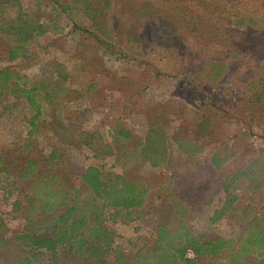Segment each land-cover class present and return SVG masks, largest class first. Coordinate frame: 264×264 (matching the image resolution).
I'll use <instances>...</instances> for the list:
<instances>
[{"label":"rangeland","instance_id":"1","mask_svg":"<svg viewBox=\"0 0 264 264\" xmlns=\"http://www.w3.org/2000/svg\"><path fill=\"white\" fill-rule=\"evenodd\" d=\"M61 1L68 2L66 11L53 0H20L23 14L18 17L16 2L0 0V71L11 73L9 87L0 85V152L14 171H0V229L13 245L0 253L12 252L33 264L51 260L46 249L25 245L20 237L46 233L52 221L39 227L11 212L14 200L26 204L29 198L20 189L18 165L38 155L42 168L52 169L68 186L80 168L96 165L148 187L143 203L130 214L105 210L103 223L114 236L103 264H125L137 246L153 240L162 221L174 225L183 218L195 235L235 234L245 220L248 199L264 202V172L255 189L244 178L233 182L231 208L214 223L209 217L224 200L226 175L252 163L256 174L264 170V58L228 56L226 49L202 43L190 30L181 31L178 39L156 25L149 26L146 38L127 42V35L144 31L143 16L129 25L123 14L105 11L92 23L80 4L97 0ZM38 24L47 26L44 34L28 39L26 50L9 60V49L21 36L35 33ZM14 82L36 88L37 114L24 96L13 92ZM123 129L127 136L116 133ZM149 132L155 140L166 136L167 162L156 167L139 155ZM29 134L35 147L21 153L17 147ZM85 134L92 146L83 142ZM52 150L55 165L45 162ZM95 150L100 156L94 157ZM80 188L74 190L78 200L87 195ZM174 199L186 207L181 216L171 213ZM119 255L124 257L116 261ZM60 260L101 264L83 257L69 262L62 254ZM246 260L251 264L257 258ZM216 264L225 263L220 259Z\"/></svg>","mask_w":264,"mask_h":264},{"label":"trees","instance_id":"2","mask_svg":"<svg viewBox=\"0 0 264 264\" xmlns=\"http://www.w3.org/2000/svg\"><path fill=\"white\" fill-rule=\"evenodd\" d=\"M12 1L16 2L20 8L18 9V17H20L19 14H23L22 4L20 0ZM53 1L61 10H67L68 2ZM80 5L83 14L88 16L92 23L105 11L123 14L122 18L130 22L129 25L135 23L138 16H143L141 25L144 31L127 35V42L146 38L144 33L149 32V26L156 25L158 30L173 33L178 39L182 37L179 35L181 31L190 30L192 36L200 39L202 43H213L226 49L225 54L228 56L259 57L260 55L264 58V48H260L264 46V0H188V2L186 0H97L92 3L82 1ZM25 22L27 23L25 20L21 21L23 24ZM46 27L38 24L35 33L21 36L20 43L9 49L8 59L17 58L26 50L27 40L44 34ZM101 33L107 37V33ZM10 78L9 71H0L1 87L8 88ZM13 90L14 93L24 96L34 107L36 114L38 113L40 105L34 100L35 87L26 89L14 82ZM116 133L122 136L128 134L124 129L116 130ZM82 140L86 145L92 146L91 137L88 134H85ZM33 141L29 134L23 138L20 147H17L18 151L23 153V151L34 149ZM182 144L180 142V149L185 152L187 147ZM108 152H112L111 149ZM139 152V155L152 167L166 163L168 153L166 136L162 134L160 139L155 140L152 132H149ZM99 154L100 152L95 150L93 155L98 157ZM56 156L54 150L50 151L45 162L53 161L55 165ZM212 163L215 167L218 166L217 160L214 159ZM61 165L62 169H75L71 167L73 165ZM252 165L253 163L240 172L224 177L221 187L225 197L221 207L214 210L209 217L211 223L220 219L236 200L231 190L233 182L244 178L249 188L258 187L256 182L264 170L261 169L256 174ZM0 171L14 172L8 164L3 163L1 152ZM15 174L22 185L21 191L29 194V198L26 204L19 199L12 202L13 216H23L26 221L39 227L44 226L48 220L52 221L49 231L45 227L46 233L33 231L31 234L25 233L20 237L25 245L44 248L50 253L51 260L44 264H64V260H60V254L68 258L69 262L77 260V257H83L103 264L114 236V232L103 223L105 210L113 208L115 214L121 211L130 214L131 209L136 210L141 206L148 190L144 182L138 179L129 180L120 174L104 173L96 165L80 168L74 177L73 186H68L52 169L42 168L39 155L26 158L24 163L18 165ZM77 187L87 191L85 198L78 200L74 197V190L76 191ZM247 202L245 220L235 234L227 237L207 236L205 233L195 235L187 228L183 218L177 219L174 225L162 221L156 225L153 240L137 246L125 264H216L220 259L225 264H245L246 258L252 257H256L257 260L251 264H264V227L262 225L264 224V202H257L253 197H250ZM186 211V207L174 199L171 213L181 216ZM40 216L43 217L40 218ZM12 246L0 229V252L9 250ZM58 248L63 252H58ZM187 249L193 251L194 257L185 256ZM122 257L124 256L119 255L115 259L119 261ZM0 264L33 263L30 258L16 254L14 257L12 252L5 251L4 254L0 253Z\"/></svg>","mask_w":264,"mask_h":264},{"label":"built area","instance_id":"3","mask_svg":"<svg viewBox=\"0 0 264 264\" xmlns=\"http://www.w3.org/2000/svg\"><path fill=\"white\" fill-rule=\"evenodd\" d=\"M185 256H187V257H194V253H193L192 250L187 249Z\"/></svg>","mask_w":264,"mask_h":264}]
</instances>
